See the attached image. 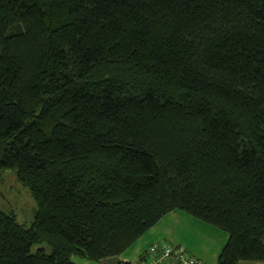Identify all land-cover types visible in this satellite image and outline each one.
I'll use <instances>...</instances> for the list:
<instances>
[{
  "label": "trees",
  "instance_id": "obj_1",
  "mask_svg": "<svg viewBox=\"0 0 264 264\" xmlns=\"http://www.w3.org/2000/svg\"><path fill=\"white\" fill-rule=\"evenodd\" d=\"M7 171L37 211L0 207V264H130L173 212L264 263V0H0Z\"/></svg>",
  "mask_w": 264,
  "mask_h": 264
},
{
  "label": "crops",
  "instance_id": "obj_2",
  "mask_svg": "<svg viewBox=\"0 0 264 264\" xmlns=\"http://www.w3.org/2000/svg\"><path fill=\"white\" fill-rule=\"evenodd\" d=\"M182 218H184V215H181L179 212L171 213L147 233L135 246L115 260L136 264L145 256L153 244L167 242L172 245L185 247L193 257L207 264H217L218 256L226 242L223 241L221 246H214L211 238L209 239L206 236V232H211L213 229L206 226L199 228L198 233L200 236L191 237L185 230L183 231L182 225L176 227V224H182ZM170 264L176 263L172 262Z\"/></svg>",
  "mask_w": 264,
  "mask_h": 264
},
{
  "label": "rangeland",
  "instance_id": "obj_3",
  "mask_svg": "<svg viewBox=\"0 0 264 264\" xmlns=\"http://www.w3.org/2000/svg\"><path fill=\"white\" fill-rule=\"evenodd\" d=\"M0 207L7 213H14L17 217L18 223L25 229H30L35 219L37 206L32 198L30 192L24 188L17 180L16 174L13 171H7L4 174V180L0 187ZM182 218V224H176V227L182 225L183 231L185 230L191 237L200 236L198 230L201 226L211 227V232H206V236L213 241L214 246H221L223 241L226 242L227 235L222 230L197 220L186 213ZM48 253L51 252L50 248L43 246ZM40 247L33 248L36 252ZM72 261L76 264H110L107 261H90L78 257H73ZM250 264V263H242Z\"/></svg>",
  "mask_w": 264,
  "mask_h": 264
},
{
  "label": "built area",
  "instance_id": "obj_4",
  "mask_svg": "<svg viewBox=\"0 0 264 264\" xmlns=\"http://www.w3.org/2000/svg\"><path fill=\"white\" fill-rule=\"evenodd\" d=\"M171 260L177 264H203L191 258L185 248H176L167 244L153 246L148 253V261L139 264H167Z\"/></svg>",
  "mask_w": 264,
  "mask_h": 264
}]
</instances>
